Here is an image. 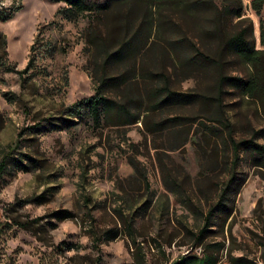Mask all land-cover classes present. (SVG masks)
Here are the masks:
<instances>
[{"label": "rangeland", "instance_id": "rangeland-1", "mask_svg": "<svg viewBox=\"0 0 264 264\" xmlns=\"http://www.w3.org/2000/svg\"><path fill=\"white\" fill-rule=\"evenodd\" d=\"M249 1L242 0L238 21L223 10V0H109L104 10L76 20L56 15L65 6L60 1L0 0V10H14L0 20V158L13 150L35 160L28 171L9 166L0 178V264H177L184 258L232 264L241 255L264 264V166L242 157L232 211L199 238L232 158L219 138H202L200 126L198 145L190 139L170 151L165 131L150 135L140 122L120 126L112 118L70 123L63 111L95 93L104 68L118 74L139 62L144 71L132 77V93L140 84L160 86L161 71L171 89L205 96L202 111L200 104L175 106L149 121L208 115L219 103L236 140L254 135L264 144V71L257 97L228 84L220 95L214 89L222 75L254 72L226 44L233 32L250 23L247 37L264 50V4L257 14ZM118 49L131 57L104 66V55ZM194 52L217 63L198 66L187 60ZM37 122L55 127L40 131ZM59 211L69 215L58 219Z\"/></svg>", "mask_w": 264, "mask_h": 264}, {"label": "trees", "instance_id": "trees-1", "mask_svg": "<svg viewBox=\"0 0 264 264\" xmlns=\"http://www.w3.org/2000/svg\"><path fill=\"white\" fill-rule=\"evenodd\" d=\"M65 4L64 7L56 11L57 14H62L68 20H76L82 18L83 15L97 13L105 9L109 0H55ZM223 10L231 17L238 18V21H243L242 0H223ZM250 7L257 13H260L264 0H250ZM14 10H0V20H6L11 17ZM247 32L251 34V24L247 28H241L227 39L226 44L231 49L232 53L249 64L254 72L250 77H242L239 75H222L219 77L218 85L214 88L220 95L223 93L222 85L228 84L232 88L237 89L241 95L248 97H257L261 93L259 71H264V50L255 49L252 40L247 37ZM0 43L5 45L4 36L0 33ZM260 43L264 45V33L260 32ZM33 48V46H31ZM51 49V48H50ZM131 55V54H130ZM128 52H122L121 49L107 52L103 58L104 66L108 64L122 62L126 58H130ZM175 56L176 53H174ZM185 58L186 57H181ZM173 58V64L177 67V63ZM187 60L195 62L198 66L206 62L217 63L209 55L202 52H194ZM32 60H28L26 67L19 71L20 74L25 73L29 68ZM184 62V61H183ZM105 68L96 77L97 87L95 93L89 97L82 98L67 106L63 111L69 118L66 122L71 123V118L78 120L86 116L95 125L101 121L112 118L117 122V125L125 126L137 122L143 126L144 131L150 135L158 134L165 131V141L168 143L166 150H175L182 147L188 140L198 145L197 132L199 127L203 126L206 129L201 130L200 136L204 138L207 134L219 138L225 151L230 150L231 160L226 172V181L218 190L214 204L208 207L204 216V226L199 233V238L202 233L208 230L207 227L212 226L215 218L220 215L230 214L235 195L238 193L243 179L237 173V166L243 156L248 157L253 166H264V144L256 141V136H251L247 139L236 140L232 135V123L229 120L226 112L221 104L217 103L215 109L207 112L208 115H196L193 118L185 117L179 114H168L159 119L148 120V118L157 113H161L171 107L190 106L191 104H200L197 107L198 111H202L205 96L200 92H185L173 90L169 87V75L163 72H158L157 77L161 79V85L154 88L151 86L137 85L136 92L132 93L130 81L132 77L142 76L143 68L140 63H134L132 68L126 72L118 74H108L104 71ZM132 71L133 74H129ZM145 73V72H144ZM111 91V92H109ZM203 101V102H202ZM208 122V124L206 123ZM196 124L194 128L191 126ZM211 124V125H209ZM217 126H212L216 125ZM219 125V126H218ZM40 131L48 130L55 127V124L48 122V125H42L37 122L33 126ZM217 143H215V147ZM228 155V154H227ZM27 160L18 157L13 153V150H8L0 158V178L4 171L9 167L16 168L21 171H28L35 164V160L26 156ZM133 169L136 170L133 160H128ZM145 177L143 172L140 175ZM146 181V179H145ZM173 185H178L175 181ZM169 192L175 193V189L166 186ZM187 201L192 205V208L199 211L191 203L188 196ZM67 212H57L55 214L58 219H62L69 214ZM232 264H256L255 261L247 258L244 255L231 258ZM177 264H214L213 260L202 262L201 260L182 259Z\"/></svg>", "mask_w": 264, "mask_h": 264}]
</instances>
